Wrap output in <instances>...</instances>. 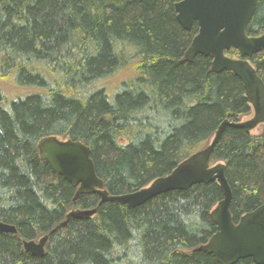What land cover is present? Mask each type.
<instances>
[{"label": "trees", "instance_id": "16d2710c", "mask_svg": "<svg viewBox=\"0 0 264 264\" xmlns=\"http://www.w3.org/2000/svg\"><path fill=\"white\" fill-rule=\"evenodd\" d=\"M178 1L0 0V80L12 79L21 91L9 97L0 85V221L18 231H0V264H220L199 249L216 232L217 181L137 207H98L96 193L75 201L77 187L38 149L50 135L84 142L104 188L125 194L207 147L224 120L253 116L238 76L213 71L209 56L185 59L199 27L180 24ZM247 34H264V0ZM226 55L241 58L235 48ZM247 59L264 81V50ZM131 63L135 75L113 96L98 86ZM219 162L237 223L264 204V123L257 134L228 126L210 160ZM78 207L98 212L63 226ZM45 234L42 258L25 250V239Z\"/></svg>", "mask_w": 264, "mask_h": 264}, {"label": "water", "instance_id": "95a60500", "mask_svg": "<svg viewBox=\"0 0 264 264\" xmlns=\"http://www.w3.org/2000/svg\"><path fill=\"white\" fill-rule=\"evenodd\" d=\"M258 1L180 0L175 3V12L180 24L187 30L191 29L194 23L199 27L198 34L185 52V59L193 61L198 54L209 56L212 58L213 71L229 70L238 76L253 107V116L239 122L224 120L207 147L184 159L170 174L125 194H110L104 188V181L96 173L91 149L87 144L56 135L43 137L38 142L40 156L57 174L77 187L75 201L82 194L96 193L100 196L98 207L105 202L137 207L169 191L184 190L194 184L217 181L223 197L211 212L216 223V232L199 249L213 254L220 264H236L245 258H252L257 264H264V204L244 214L237 223L234 222L231 213L233 193L226 177L225 164L210 163L215 147L228 126L252 132L264 123V81L247 59L264 50V34H247V27ZM230 48L237 49L241 58L226 55ZM98 207L74 208L67 213L61 224L66 226L72 219H89L97 214ZM0 231L14 234L18 232L14 225L1 221ZM49 236L45 234L38 240L25 239V250L42 258L46 253Z\"/></svg>", "mask_w": 264, "mask_h": 264}, {"label": "rangeland", "instance_id": "374dc122", "mask_svg": "<svg viewBox=\"0 0 264 264\" xmlns=\"http://www.w3.org/2000/svg\"><path fill=\"white\" fill-rule=\"evenodd\" d=\"M133 63V62H132ZM129 64L127 67L118 70L115 74L106 77L98 82L99 87H104L110 96H113L115 92L118 90V87L123 81H126L130 77L132 78L135 75L134 66ZM0 85L9 97H15L17 94L21 93L19 89L13 84V80L9 81H1ZM261 132V126L256 128L253 133L257 134Z\"/></svg>", "mask_w": 264, "mask_h": 264}, {"label": "bare ground", "instance_id": "6f19581e", "mask_svg": "<svg viewBox=\"0 0 264 264\" xmlns=\"http://www.w3.org/2000/svg\"><path fill=\"white\" fill-rule=\"evenodd\" d=\"M223 163V162H222ZM226 167V166H225ZM226 173V172H225Z\"/></svg>", "mask_w": 264, "mask_h": 264}]
</instances>
